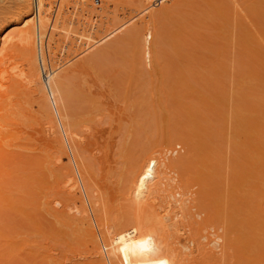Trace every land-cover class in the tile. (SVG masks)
<instances>
[{
  "label": "rangeland",
  "instance_id": "1",
  "mask_svg": "<svg viewBox=\"0 0 264 264\" xmlns=\"http://www.w3.org/2000/svg\"><path fill=\"white\" fill-rule=\"evenodd\" d=\"M10 4L0 0V9ZM152 11L147 30L136 24L140 16L124 18L127 10L104 24L114 26L107 36L85 32L83 40L99 41L69 65L85 58L86 71L59 79L64 123L89 141L72 146L96 214L115 222L122 264H161L176 250L179 264H264V0H172ZM77 14L68 25L76 33ZM102 20L88 17L85 27ZM15 99L24 131H12L0 150V192L15 209L0 205V228L23 244L0 264H95L78 229L81 204L61 190L74 167L56 163L58 148L35 142L48 118L34 94L21 90ZM116 104L127 122H116ZM101 182L114 200L105 187L94 192ZM151 206L174 211L184 241L170 227L143 226Z\"/></svg>",
  "mask_w": 264,
  "mask_h": 264
},
{
  "label": "bare ground",
  "instance_id": "2",
  "mask_svg": "<svg viewBox=\"0 0 264 264\" xmlns=\"http://www.w3.org/2000/svg\"><path fill=\"white\" fill-rule=\"evenodd\" d=\"M164 1L169 2L172 0H127L128 3L126 5L125 3H122L123 0H99L98 5L94 4V0H12L10 7L8 5V8H6V5L4 7L5 9H2L3 12L0 9L1 17L2 15H8L9 18L11 15L13 20H11V18L7 22H9L13 28H16L14 33L11 32V34H9L6 30L7 25L9 24H4L6 22L5 19L8 18L0 17V150L3 151L5 147L10 146V138L12 136L11 132L14 130L17 132V128H19L16 121H14V117L22 113V107L15 97L20 94L21 90L25 91L27 94H34L35 100H38L41 103L47 113L48 119L45 123H41L42 126L39 125L41 128L38 127V129L40 128L41 130H34L36 133L35 136V133H30L29 135L31 136L27 133L26 136L29 138L34 136V139L38 138L35 142H42V144L39 143V145H43L45 148H58L61 152V156L56 158V163L59 165L62 166L64 160L67 161L69 166L72 163L71 165L74 167L72 168V174L69 175L64 182H62L61 190L67 196L77 198L81 204V210L76 213V217L80 219L78 229L80 227V231L83 232L84 236H82L83 238L85 237L83 242H86L85 246L87 245V248L88 246L90 247L95 264H122V258L124 255L122 254L123 257H121V254H119L118 251L116 242L117 237H115L117 234L114 233L116 232L115 230L113 232L112 228L115 226V222H113L114 226H110L106 223L107 220L105 221L102 216H98L96 214V207L98 203L92 199L88 185L85 183V172L82 170L80 163L74 155L72 146L74 142L80 146H84V148L89 147L90 145L88 146L87 143L89 141L86 142V140L81 139L80 137L78 138L76 134L68 129L67 124L64 123L62 118L63 116L57 102V92L60 86L59 79L71 72L86 71L85 58L81 59L78 57V59H80H76L78 62H73L72 66L71 64L69 65L72 59L76 58L78 54H82V52L99 41L96 40V42H88L83 40L85 32L90 31V33H92L93 30L99 31L100 35L96 36V39L107 36L112 31L114 26L104 28V24H107L114 14H122L127 10L129 13H127L124 18L127 16H140V19L136 24L147 30L151 27L153 18L155 17V12H151V10L160 6V4ZM173 1L174 4L180 2V0ZM100 9H107V15H99L94 12L95 10ZM165 9L166 8H163V10L159 11L158 14L164 12ZM77 11L81 12L82 28L80 32L76 33L72 32L68 25L74 21L76 17H78ZM88 17L92 19L102 17L103 26L93 28H89L87 26L85 27ZM3 19L4 21L2 24ZM71 38H74L75 40L72 41ZM62 47L68 49L70 53L65 51V53H67L66 55L61 54L60 49ZM43 50L45 51V54H43ZM83 56L84 55L81 57ZM59 69L65 71L61 72L60 70L57 74L56 71ZM55 72L56 74L54 75ZM102 95L104 97L106 93L105 95ZM112 107L115 108L113 109ZM110 108L115 118V114H117L115 112H118V110L120 111L122 107L119 104H116ZM116 109L117 111H113ZM122 109L123 111H121L126 113L125 109ZM125 113H123V115ZM29 116L31 115L29 114ZM116 116L118 118H122V115L120 116L117 114ZM121 118L116 122L118 123L121 121L120 123H124L128 121V119L126 121L123 118L122 121ZM18 130L20 132L22 131L21 128ZM31 132L33 131L31 130ZM39 135L41 137H39ZM112 136L113 135H111L112 140L110 145H113L114 143ZM90 144L92 143L90 142ZM110 145V152H112L111 150L114 146L111 147ZM108 153L109 151L106 155L110 154L111 156V153ZM107 159H109L110 162L115 160V158ZM107 162L108 160H106V163ZM113 163L111 162L110 165ZM102 182L101 185L103 186L97 185V189L94 192L102 190V187H105L104 190H110H108L109 200H114L117 196L114 194L115 191L113 192L111 187L109 188L104 186L105 184H102ZM261 202L260 206L264 212V200ZM0 205L2 208L9 207L15 209L8 202L7 198L2 196L1 192ZM151 207L152 208L146 212L147 214L145 213L147 218L145 215L144 218H142H146L145 222L143 221V226H149V229L160 232L166 231L170 227L173 234L181 233L178 234V240L184 241L185 234H182V228L179 229L181 226H179V224L177 226L176 224H172V215L174 211L170 209L167 210L164 207ZM108 221L112 222L111 220ZM143 222L141 221V223ZM176 227L179 228L175 229ZM9 235L10 233L8 231H1L0 228V247H2V249H0V260H2L1 258L5 255L18 250L16 249L18 248V244L19 247H22V242L19 241V243L18 240H15V237L11 235V237H9ZM14 244H16V246ZM179 254V250H176L175 254H171V257H167L169 259L168 261H166L165 258H162L165 260V264H179ZM162 262L164 261L162 260Z\"/></svg>",
  "mask_w": 264,
  "mask_h": 264
},
{
  "label": "built area",
  "instance_id": "3",
  "mask_svg": "<svg viewBox=\"0 0 264 264\" xmlns=\"http://www.w3.org/2000/svg\"><path fill=\"white\" fill-rule=\"evenodd\" d=\"M94 4L98 5L99 4V0H94Z\"/></svg>",
  "mask_w": 264,
  "mask_h": 264
},
{
  "label": "snow or ice",
  "instance_id": "4",
  "mask_svg": "<svg viewBox=\"0 0 264 264\" xmlns=\"http://www.w3.org/2000/svg\"><path fill=\"white\" fill-rule=\"evenodd\" d=\"M161 264H165V262H161Z\"/></svg>",
  "mask_w": 264,
  "mask_h": 264
}]
</instances>
